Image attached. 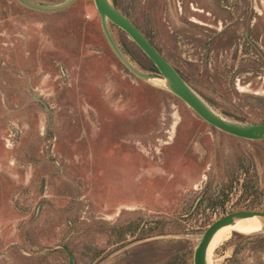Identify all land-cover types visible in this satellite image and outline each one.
Wrapping results in <instances>:
<instances>
[{"label":"rangeland","instance_id":"rangeland-1","mask_svg":"<svg viewBox=\"0 0 264 264\" xmlns=\"http://www.w3.org/2000/svg\"><path fill=\"white\" fill-rule=\"evenodd\" d=\"M108 1L216 113L264 122V0H241L257 24L237 41L185 0ZM238 210L264 211V139L224 133L130 73L92 0L53 12L0 0V264H68L62 245L72 264H191L207 225ZM208 258L264 264V233L231 232Z\"/></svg>","mask_w":264,"mask_h":264},{"label":"water","instance_id":"water-1","mask_svg":"<svg viewBox=\"0 0 264 264\" xmlns=\"http://www.w3.org/2000/svg\"><path fill=\"white\" fill-rule=\"evenodd\" d=\"M21 5L37 11L53 12L62 10L72 4L75 0H62L56 4H40L30 0H16ZM96 14L99 19L100 29L113 54L121 64L134 76L149 80L158 78L164 87L184 102L199 118L210 126L230 134L232 136L249 139H264V122L242 123L229 120L216 113L204 100L186 83V81L176 72V70L164 59L154 47L147 41L138 28L122 13L116 10L108 0H92ZM107 21L124 31L140 50L152 62L157 73L151 74L143 72L134 67L119 49L107 27ZM254 217L260 223V232L264 233V211L258 210H238L228 212L213 220L202 231L197 239L192 251L191 264H208L206 253L209 241L214 232L228 224H234L245 218ZM66 253L67 263L72 264V258L68 249L62 245Z\"/></svg>","mask_w":264,"mask_h":264},{"label":"flooded vegetation","instance_id":"flooded-vegetation-1","mask_svg":"<svg viewBox=\"0 0 264 264\" xmlns=\"http://www.w3.org/2000/svg\"><path fill=\"white\" fill-rule=\"evenodd\" d=\"M176 2L180 7L182 0ZM185 3L190 11L202 13L205 18L202 25L206 28H215L218 25L220 31L225 34L223 36L225 40H228L230 30H232V38L237 41L241 28L253 29L257 24L254 17L255 3L254 5H251L250 2L241 4V0H185ZM255 37V31H251L250 38L253 40ZM253 42L255 41L253 40Z\"/></svg>","mask_w":264,"mask_h":264},{"label":"bare ground","instance_id":"bare-ground-1","mask_svg":"<svg viewBox=\"0 0 264 264\" xmlns=\"http://www.w3.org/2000/svg\"><path fill=\"white\" fill-rule=\"evenodd\" d=\"M259 229H260V223L254 217L241 219V220L237 221L234 224H228V225H224V226L218 228L214 232V234L212 235V237H211V239L209 241L208 247H207L206 258H207L208 264H209L208 256H209V253L212 251L213 247L215 245H217L225 237H228V235L231 232H236V233H241L242 234V233H246V232L247 233L248 232H252L254 230L259 231Z\"/></svg>","mask_w":264,"mask_h":264}]
</instances>
